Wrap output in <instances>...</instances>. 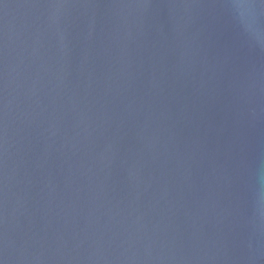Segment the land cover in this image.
Listing matches in <instances>:
<instances>
[{
	"label": "water",
	"instance_id": "1",
	"mask_svg": "<svg viewBox=\"0 0 264 264\" xmlns=\"http://www.w3.org/2000/svg\"><path fill=\"white\" fill-rule=\"evenodd\" d=\"M0 264H264V0H0Z\"/></svg>",
	"mask_w": 264,
	"mask_h": 264
}]
</instances>
